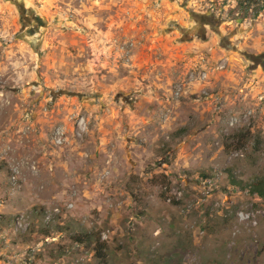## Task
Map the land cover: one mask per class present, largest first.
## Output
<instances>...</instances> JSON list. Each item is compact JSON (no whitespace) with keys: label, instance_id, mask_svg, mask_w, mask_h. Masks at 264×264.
<instances>
[{"label":"rangeland","instance_id":"obj_1","mask_svg":"<svg viewBox=\"0 0 264 264\" xmlns=\"http://www.w3.org/2000/svg\"><path fill=\"white\" fill-rule=\"evenodd\" d=\"M239 1L0 0V264H264V0Z\"/></svg>","mask_w":264,"mask_h":264},{"label":"trees","instance_id":"obj_2","mask_svg":"<svg viewBox=\"0 0 264 264\" xmlns=\"http://www.w3.org/2000/svg\"><path fill=\"white\" fill-rule=\"evenodd\" d=\"M255 0H240V4H249L251 2H253ZM251 191L253 193H256L257 195H259L260 197H264V180L263 179H259L254 181L251 185H250ZM73 239L77 242V243H84V242H90L91 241V234L90 233H86V234H81L78 233L76 234V236H73ZM94 251L96 253L97 256H99L101 259H104L105 257V246H106V242L104 240L100 239V236H97V238H95L94 241Z\"/></svg>","mask_w":264,"mask_h":264},{"label":"flooded vegetation","instance_id":"obj_3","mask_svg":"<svg viewBox=\"0 0 264 264\" xmlns=\"http://www.w3.org/2000/svg\"><path fill=\"white\" fill-rule=\"evenodd\" d=\"M204 20H205V19H204ZM204 20H203V21H204ZM204 24H205V23H204Z\"/></svg>","mask_w":264,"mask_h":264}]
</instances>
